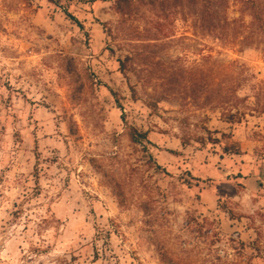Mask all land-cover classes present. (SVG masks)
<instances>
[{
	"label": "rangeland",
	"instance_id": "obj_1",
	"mask_svg": "<svg viewBox=\"0 0 264 264\" xmlns=\"http://www.w3.org/2000/svg\"><path fill=\"white\" fill-rule=\"evenodd\" d=\"M129 3L0 0V264H264V0Z\"/></svg>",
	"mask_w": 264,
	"mask_h": 264
},
{
	"label": "trees",
	"instance_id": "obj_2",
	"mask_svg": "<svg viewBox=\"0 0 264 264\" xmlns=\"http://www.w3.org/2000/svg\"><path fill=\"white\" fill-rule=\"evenodd\" d=\"M189 3H191L193 6H199L200 12L202 13V15H207V17L212 20L213 18H216L217 16V11L215 9H212V7L209 5V3L212 0H188ZM130 0H114V6L116 8L117 12H121L123 11V8L126 4H130L129 3ZM66 15L71 18V20L74 21V23H76L80 28H83L82 23L72 14L68 13L67 10H65ZM237 114L234 113H228L226 120L229 123H235L239 121V118H236ZM129 135L131 140L134 143H141L142 141L146 140L147 138V132H141V131H137V129L135 128H131L129 131ZM226 151H228V149L226 148Z\"/></svg>",
	"mask_w": 264,
	"mask_h": 264
}]
</instances>
